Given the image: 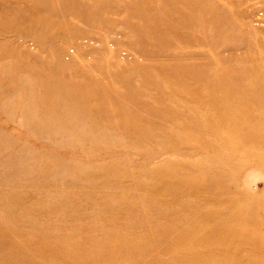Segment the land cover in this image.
Listing matches in <instances>:
<instances>
[{"label":"rangeland","instance_id":"374dc122","mask_svg":"<svg viewBox=\"0 0 264 264\" xmlns=\"http://www.w3.org/2000/svg\"><path fill=\"white\" fill-rule=\"evenodd\" d=\"M0 264H264V0H0Z\"/></svg>","mask_w":264,"mask_h":264}]
</instances>
